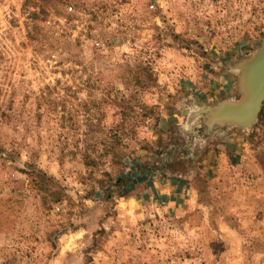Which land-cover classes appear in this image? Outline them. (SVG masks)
Instances as JSON below:
<instances>
[{
	"label": "rangeland",
	"instance_id": "obj_1",
	"mask_svg": "<svg viewBox=\"0 0 264 264\" xmlns=\"http://www.w3.org/2000/svg\"><path fill=\"white\" fill-rule=\"evenodd\" d=\"M262 41L264 0H0V264H264V125L217 118Z\"/></svg>",
	"mask_w": 264,
	"mask_h": 264
},
{
	"label": "water",
	"instance_id": "obj_2",
	"mask_svg": "<svg viewBox=\"0 0 264 264\" xmlns=\"http://www.w3.org/2000/svg\"><path fill=\"white\" fill-rule=\"evenodd\" d=\"M238 68L240 98L237 101H224L226 107L218 113L217 118L239 126H248L257 119L264 100V41Z\"/></svg>",
	"mask_w": 264,
	"mask_h": 264
},
{
	"label": "trees",
	"instance_id": "obj_3",
	"mask_svg": "<svg viewBox=\"0 0 264 264\" xmlns=\"http://www.w3.org/2000/svg\"><path fill=\"white\" fill-rule=\"evenodd\" d=\"M258 125H264V100L261 103L260 109L257 113ZM257 161L264 173V150H261L257 154Z\"/></svg>",
	"mask_w": 264,
	"mask_h": 264
},
{
	"label": "crops",
	"instance_id": "obj_4",
	"mask_svg": "<svg viewBox=\"0 0 264 264\" xmlns=\"http://www.w3.org/2000/svg\"><path fill=\"white\" fill-rule=\"evenodd\" d=\"M225 84H224V86H223V88H222V90L224 91V93H228L229 92V86H227L228 85V83L227 82H224Z\"/></svg>",
	"mask_w": 264,
	"mask_h": 264
},
{
	"label": "built area",
	"instance_id": "obj_5",
	"mask_svg": "<svg viewBox=\"0 0 264 264\" xmlns=\"http://www.w3.org/2000/svg\"><path fill=\"white\" fill-rule=\"evenodd\" d=\"M66 11H71V6H70V5H68V6L66 7Z\"/></svg>",
	"mask_w": 264,
	"mask_h": 264
}]
</instances>
